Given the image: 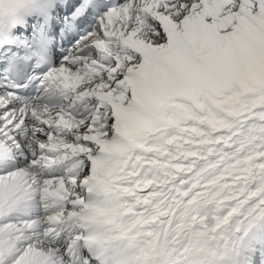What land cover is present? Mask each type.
I'll use <instances>...</instances> for the list:
<instances>
[{
  "label": "snow or ice",
  "instance_id": "obj_1",
  "mask_svg": "<svg viewBox=\"0 0 264 264\" xmlns=\"http://www.w3.org/2000/svg\"><path fill=\"white\" fill-rule=\"evenodd\" d=\"M20 2L0 264H264V0Z\"/></svg>",
  "mask_w": 264,
  "mask_h": 264
},
{
  "label": "clouds",
  "instance_id": "obj_2",
  "mask_svg": "<svg viewBox=\"0 0 264 264\" xmlns=\"http://www.w3.org/2000/svg\"><path fill=\"white\" fill-rule=\"evenodd\" d=\"M33 5L31 3V0H21L20 2V14L23 18V23H19L16 25V28L22 27L25 23H27V20L35 13H32V15H26L25 13L28 11V9L32 8ZM4 23L7 24V19L4 20ZM12 33L15 34V28H13Z\"/></svg>",
  "mask_w": 264,
  "mask_h": 264
},
{
  "label": "bare ground",
  "instance_id": "obj_3",
  "mask_svg": "<svg viewBox=\"0 0 264 264\" xmlns=\"http://www.w3.org/2000/svg\"><path fill=\"white\" fill-rule=\"evenodd\" d=\"M71 47H72L71 44L68 45V46H66V48H68V49H70ZM257 264H260V258H259V256L257 257Z\"/></svg>",
  "mask_w": 264,
  "mask_h": 264
}]
</instances>
